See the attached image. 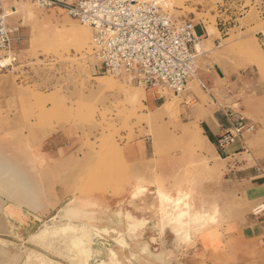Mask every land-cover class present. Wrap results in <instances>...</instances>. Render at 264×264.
Segmentation results:
<instances>
[{
  "label": "rangeland",
  "instance_id": "obj_1",
  "mask_svg": "<svg viewBox=\"0 0 264 264\" xmlns=\"http://www.w3.org/2000/svg\"><path fill=\"white\" fill-rule=\"evenodd\" d=\"M9 3L3 13L21 28L19 57L32 82L0 74V119L25 139L47 140L58 155L40 156V210L23 220L28 227L15 230L0 218V264H152L161 258L163 264H264V221L249 215L260 201L248 203L250 196L264 197V86L254 69L264 78V0H158L172 19L191 20L199 39L212 30L201 44L198 78L178 96L93 74L87 26L57 11H38L30 0ZM226 107L255 124L240 140L247 153L238 161L255 167L258 178L248 181L240 170L228 172L229 162L208 163L202 156L199 121ZM137 184L148 195L131 198ZM157 189L191 196L184 219L216 210L217 222L202 224L199 232L189 229L191 240L182 244L166 214L164 227L173 235L168 243L154 209ZM54 193L68 199L52 201ZM55 208L64 217H53ZM148 224L158 233L148 235ZM241 228L254 232L253 241L241 247L234 240L227 254L194 248L197 238L216 241L219 229Z\"/></svg>",
  "mask_w": 264,
  "mask_h": 264
},
{
  "label": "built area",
  "instance_id": "obj_2",
  "mask_svg": "<svg viewBox=\"0 0 264 264\" xmlns=\"http://www.w3.org/2000/svg\"><path fill=\"white\" fill-rule=\"evenodd\" d=\"M38 11H57L90 29L93 74L120 78L138 88H156L181 95L196 76L200 54L191 20H174L158 0H30ZM0 10V73H12L20 84L32 82L30 67L20 58L23 36L9 26ZM199 88L209 91L198 80ZM215 100V99H214ZM220 112L226 126L216 139L219 148L255 131V124L226 107ZM243 143V142H242ZM264 220V201L249 212Z\"/></svg>",
  "mask_w": 264,
  "mask_h": 264
},
{
  "label": "crops",
  "instance_id": "obj_3",
  "mask_svg": "<svg viewBox=\"0 0 264 264\" xmlns=\"http://www.w3.org/2000/svg\"><path fill=\"white\" fill-rule=\"evenodd\" d=\"M10 0H0V10H4L6 7L12 8ZM6 22L9 26H20L15 23H10L7 20ZM21 33V28H20ZM22 35V33H21ZM204 35V34H203ZM202 35V36H203ZM23 36V35H22ZM202 40V43L205 42ZM201 43V44H202ZM22 46V45H21ZM20 46V47H21ZM21 51V50H20ZM19 51V52H20ZM20 58V57H19ZM254 68V67H253ZM255 69V73L258 75L259 80L263 83L264 86V78L260 72ZM5 74V73H0ZM198 78V77H197ZM16 81V78H15ZM18 83V81H17ZM20 84V83H19ZM30 84V83H29ZM6 105V103L1 104V106ZM213 111L210 114L204 115L199 121L201 126V133L199 139L204 146L205 150H202V156L209 163L210 161H221L229 162L228 172L233 170H240V175H249L248 181L258 178L253 171H256L255 167H252V170L247 169L246 165H242L240 158L244 157L243 155L247 153L246 146L242 144L239 140L234 144L226 146L224 148H219L216 144V139L218 135L221 133L222 129L226 126V121L224 117L220 113H214ZM47 140H33L25 139L24 133L20 132L16 126L9 127L8 121H3L0 119V218H6L12 222L13 228L15 230L24 231L28 226H24L25 222L23 221L25 218L35 217L39 215L40 210V169H41V160L40 156L42 153H46L47 151H52L58 155V151H53L52 147L47 143ZM247 155V154H246ZM237 160V161H235ZM251 168V167H250ZM248 172H247V171ZM16 172V173H15ZM235 172V171H233ZM251 173V174H250ZM17 175V176H16ZM16 176V177H15ZM261 177V175H259ZM263 176V174H262ZM238 181H244L243 178H239ZM155 201L158 202V197L153 195ZM58 197V199H57ZM67 195L58 196L54 193V196L51 198L56 202L63 203ZM99 201H103L104 199H99ZM73 201L70 199L68 202ZM105 201V200H104ZM191 201V200H190ZM264 201V197H255L250 196L248 198V203L253 204L256 202ZM10 208V212L6 213L4 208ZM57 207V205H56ZM188 211H191V207H189ZM65 211L60 209H54L53 217H62ZM193 214L196 212H192ZM201 215L203 212H197ZM207 214V220H205V224L211 223L215 224L217 222L216 210L212 212H204ZM99 215V214H98ZM95 215L94 217H99ZM202 216V215H201ZM64 217V216H63ZM78 217V216H77ZM79 216L78 218H81ZM87 218V217H86ZM264 220H257V222H262ZM15 224V226H14ZM202 227L201 223L192 225L190 229H196L197 232L200 231ZM223 229H219L218 233H220L219 237H217L216 241L211 237H206L204 239L197 238L195 239L194 248L197 252L203 253H211L213 255L222 254L225 252L227 254L228 249H232L234 240L236 243L240 244L241 247L248 245L249 242L253 241L254 232L241 228L230 231H222ZM156 228L148 224V235L156 233ZM190 232V231H189ZM158 233V231H157ZM163 235L169 234L170 240L168 243L172 244L173 235L169 228L166 226L163 229ZM191 240V238H190ZM189 241H183L182 244H188ZM166 243V242H165ZM164 243V244H165ZM151 244L150 236H148V246ZM181 245V243H179ZM179 245V246H180ZM214 247L215 250H213ZM103 254V253H102ZM164 260V259H163ZM125 261V259H124ZM132 264V263H130ZM152 264H163L162 258L160 260L154 261ZM164 264H170L165 262ZM175 264H183L180 262H176Z\"/></svg>",
  "mask_w": 264,
  "mask_h": 264
},
{
  "label": "bare ground",
  "instance_id": "obj_4",
  "mask_svg": "<svg viewBox=\"0 0 264 264\" xmlns=\"http://www.w3.org/2000/svg\"><path fill=\"white\" fill-rule=\"evenodd\" d=\"M211 34H212L211 28H207L205 30V35L200 38V42L195 46V50L198 53H200V55L203 54L202 46H201L202 40L207 39V37H209ZM253 66H255V65L253 64ZM256 69L258 70V68H256ZM195 77L197 78V76H195ZM187 86H188V83H187ZM237 141H239V140H236L234 143H236ZM132 189H134V190H133V192L130 193L129 196H131V198H134V199H140L141 197H144V196L148 195V193H149L148 192L149 190L147 187H144V186L138 185V184L135 188H132ZM155 195L158 197L159 200H158L157 204L155 205L154 209L156 210V214H159L160 218L162 219V221H161L162 224H160V226L162 225V227H160V229L165 226V221L163 218L166 214H167L168 218L173 217V220L175 221V224H176V230L174 233L176 235V240L178 239L177 240L178 242L181 240H184V241L190 240L189 229L192 225H195L198 223L204 224L206 222L205 221L206 219L204 217H202L200 214H198L197 212L192 214L191 217L189 216L186 219H184L185 213H183V212H186L191 205V202H190L191 196L188 193L183 192V191H177L175 194L171 195V194L164 193L163 191L157 189ZM133 225H134V223L132 224V226ZM157 226H159V225H157ZM62 227H64V226H62ZM160 229H159V232H161V230L163 231V229H161V230ZM89 231L91 232V230H89ZM106 231H108V230H106ZM111 231L115 234H119V232L115 229H111ZM194 231H197V230L194 229ZM125 245H127V244H125ZM143 251L147 252V248L143 247L142 252ZM109 252H110V256H112L115 251H114V249H110ZM27 260H29V259H27ZM76 262H78V260Z\"/></svg>",
  "mask_w": 264,
  "mask_h": 264
}]
</instances>
